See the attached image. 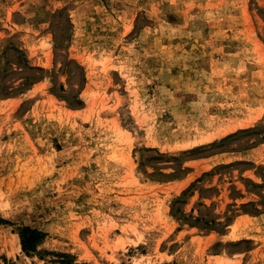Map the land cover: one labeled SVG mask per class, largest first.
I'll use <instances>...</instances> for the list:
<instances>
[{
  "label": "rangeland",
  "instance_id": "rangeland-1",
  "mask_svg": "<svg viewBox=\"0 0 264 264\" xmlns=\"http://www.w3.org/2000/svg\"><path fill=\"white\" fill-rule=\"evenodd\" d=\"M0 219V264H264V0H0Z\"/></svg>",
  "mask_w": 264,
  "mask_h": 264
},
{
  "label": "trees",
  "instance_id": "trees-1",
  "mask_svg": "<svg viewBox=\"0 0 264 264\" xmlns=\"http://www.w3.org/2000/svg\"><path fill=\"white\" fill-rule=\"evenodd\" d=\"M0 224H8L5 220L0 219ZM19 239L22 252L27 255L37 253V245L44 239L45 234L37 229L22 227L19 232Z\"/></svg>",
  "mask_w": 264,
  "mask_h": 264
}]
</instances>
